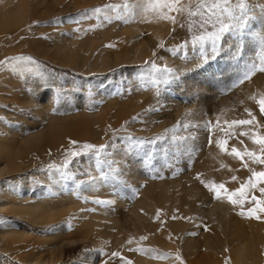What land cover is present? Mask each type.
<instances>
[{
	"label": "rangeland",
	"instance_id": "374dc122",
	"mask_svg": "<svg viewBox=\"0 0 264 264\" xmlns=\"http://www.w3.org/2000/svg\"><path fill=\"white\" fill-rule=\"evenodd\" d=\"M154 1L161 8L142 17L137 0H0V192L44 205L37 226L0 212V236L19 234L0 238V264H120L109 235L130 239L143 192L191 168L198 188L234 204L250 187V205L223 229L195 226L193 238L216 236L225 250L203 245L164 264H264V247L251 241L264 234V204L250 184L264 172V36L246 32L255 27L248 0ZM187 137L224 159H210L223 165L215 174L209 160L182 161ZM155 194L158 220L169 223L180 209Z\"/></svg>",
	"mask_w": 264,
	"mask_h": 264
},
{
	"label": "bare ground",
	"instance_id": "6f19581e",
	"mask_svg": "<svg viewBox=\"0 0 264 264\" xmlns=\"http://www.w3.org/2000/svg\"><path fill=\"white\" fill-rule=\"evenodd\" d=\"M248 1H249V3H248V13H249L248 15L249 16L248 17H250L252 22L255 23V27L249 26L247 28L246 32H249L251 34L254 33L255 35H259L261 38L262 35L264 36V0H248ZM132 4L135 5L134 9L137 10V14L139 16H142V17H143V15L147 16L148 15L147 13L152 12V10H154V12H155V10L158 11V9L161 8V6L157 3H155L154 0H137V2H134V3L132 2ZM160 4H162V3H160ZM153 15L155 16V14H153ZM154 16H153V18H154ZM159 16H161V14ZM162 16H164V15H162ZM162 16H161V18H162ZM144 19L146 20L147 18H144ZM151 21H152V19H151ZM142 23H143V20H142ZM162 23H164V22H162ZM158 25H159V23H158ZM165 25H167V24H165ZM140 27L142 28L143 26H140ZM152 28L156 29V28H154V26ZM161 28H164V27H161ZM134 31H137V30H134ZM150 31L152 34H154V35L156 34V30L151 29ZM160 32H163V31H160ZM156 35H155V37H156ZM139 42H140V40H139ZM138 44H140V43H137L136 47L142 46L141 44L140 45H138ZM249 45H250V43H249ZM131 46L134 47L133 45H131ZM144 51L146 52L147 49H145ZM145 52L143 54H145ZM258 81H260V80H258ZM262 84L260 83V85H262ZM263 92L264 91H262V93ZM253 93H254V91H253ZM256 94H257V92H256ZM258 94L260 95L259 92H258ZM262 96H263V94H262ZM203 121H205V120L203 119L202 122ZM201 125L203 126V124H201ZM205 127H206V125H205ZM182 133H183V131H182ZM203 135H205V134H203ZM211 136H213V135H211ZM198 140H199V137H198ZM212 142H214V141H212ZM200 143H202V142L198 141V144H200ZM204 144H205V142H204ZM184 146H185V151H182V153H181L182 154V161L184 163H189L193 159H196L195 160L196 164H199V166L201 164V166L204 167V164H203L204 160H209L211 162L210 165H212L210 168L211 174L214 173V170H216L217 167L223 166L222 164L220 166L216 165L217 164L216 162H215L216 164L212 163L213 161H211V160L214 159L212 155L215 153H211V147H209L211 154H208V156H203L204 153H202V152L204 150V147L200 148V146H195V143H193V141L190 139V137H187L184 140ZM190 149H192V150L196 149L197 153L196 152H194V153L189 152ZM214 156L216 157V155H214ZM220 157H223V155H221ZM217 158H219V157H217ZM217 158H216V160L214 159V161H217ZM220 159L221 158H219V160ZM221 160L223 161L224 159H221ZM219 162H218V164L222 163V162H220V163ZM224 162L226 163V161H224ZM224 162H223V164H225ZM206 163H207V161H206ZM234 164H236V163H234ZM208 165H209V163H208ZM226 165H229V164L226 163ZM206 168H208L207 165H206ZM227 168L228 167L224 168V170ZM258 169H257L258 173L261 176H259L257 180H252L253 182H250V184H254V187H256L255 190H257V191L255 192V194H256L255 196L260 197V199H259L260 204L261 203L264 204V172L260 171V168H258ZM197 170H199V169H197ZM200 170H201V168H200ZM229 170H230V168H229ZM229 170H228V173H229ZM134 171H136V169L133 166L130 170V173L133 174ZM189 171H191V172L189 173ZM189 171H186V170L182 171L181 176H184V178L182 180L172 181L168 184V182L163 179L157 183L158 185L156 188L159 192H161V196L156 197L157 201H158V198H160L161 200L160 199L159 200L161 201V204H163V206L168 207V208H173V207L177 206V208L180 209V212H179L180 214L177 212L179 215H176L174 220H171L170 216L167 217V219H168L167 222H169V223L164 224V222L158 220L159 215L157 217V214H156L155 209H154V208H156V206H154V204H153L154 202L149 200L150 198H152V196L153 197L157 196L155 194V192L157 190L156 191L153 190L155 192H151L150 195L147 194L148 196L146 195V192L145 193L143 192V196H142L143 198L141 199V201L139 203L140 206L137 207L138 210L137 211L131 210V213H130V215L132 216L131 218L133 219L132 224H133L134 229L131 230V233L133 234V236H131L129 239L123 235H115V234L109 235V237H108L109 240L107 241L108 244H112V248L114 247L113 248L114 251L121 253L122 255L125 256V259H123L120 262V264H164L166 261H168V258H171L174 254H178V257L185 258L186 260L189 261L192 259V256L194 255V253H196L198 250H200V248L202 249L203 245H205L206 247L211 249L210 251H212V249L215 252H216V250L217 251L218 250H220V251L225 250V246H220L222 241L216 236L210 237V238L204 237V240H203L204 244H202V241L199 240V238L201 236L200 237L197 236V237L193 238L192 235L196 236L194 234V230H195L194 228H195V226H197L201 223L202 219H204V220L207 219L208 221H214V223L216 225H219L220 228L223 229L222 227H224V225H225L224 223L227 221L228 217L236 211L237 207L245 208V207H248L250 205V199H248V198H250V196L247 197L248 196L247 194L249 193L251 188L250 187L247 189L244 188L243 194H245V196L238 195V197L240 196L239 203L234 204L228 199V197L226 195H224V193H223V195L220 194L221 191L219 192V195L217 197H214L212 193L208 192V190L206 191L205 189L198 188V185L200 183H199L198 178L195 175L196 174L195 170H192V168H191ZM220 171L223 172V168ZM206 172H207V170H206ZM206 172H205V175H208L210 173L209 172L208 174H206ZM224 172L222 174H224ZM190 174H191V176H190ZM212 177H214V175ZM219 177H220V179L223 178V176H219ZM210 179L211 178H209V180ZM200 180H202V178ZM209 182L210 181H208V183ZM250 184H249V186H252ZM152 185H154V184H152ZM10 189L7 187V188L2 189V191L0 192V198L2 199V200H0V212H2V213L3 212H9L11 214L13 213L14 215L16 214V216H18L19 218H22L26 223H30L31 225L37 226L38 223L40 222L41 218L43 217L42 209L44 208V205L40 201H36V200L35 201L34 200L33 201L28 200L29 202H27L23 199V197L16 196L15 193L13 191H11ZM153 193L155 195H152ZM157 194H158V192H157ZM249 194H251V192ZM200 196H202V198H200ZM262 206L263 205H261V207ZM7 210H9V211H7ZM182 213H184L185 215ZM181 214L184 215V218L186 219V224H184V225H183V220L180 218ZM163 224L167 225V227H168L167 230L162 231L163 230L162 229ZM127 231H130V230H127ZM185 233H187V234H185ZM55 234H56L55 237H59L60 235L64 234V231L58 229L55 231ZM13 236H16V238H18L17 236H19V234H17V232L14 230H9V231H5L3 233V235L0 236V238L7 239L8 237H10L12 240L16 239ZM222 236H224V237L227 236L228 239H226V241L228 243H230V245L235 244L236 246H238V243L240 240H238L236 238L234 233L230 234V232H228V230H227V227H225V231H222ZM250 236H249V238L252 237V236L251 237ZM244 238L246 240L248 239L247 237H244ZM246 240H244V242H242V243L240 242V246L243 243H245ZM251 241H254V244H253L254 247H258V246L264 247V234H262V232L260 233L259 231H256L254 233V236L252 237ZM248 242H250V241H248ZM101 243H103V244H101ZM101 243H100V245L102 246L101 247L102 250L107 249V247H106L107 244H105V240H104V242H101ZM217 243H219V244L217 246H215L214 244H217ZM251 244L252 243L248 244V246ZM141 245H146V247L141 251L135 250L136 247L141 246ZM174 245H177L179 251L174 248ZM250 248L252 250V247H250ZM239 250H240V248H239ZM239 250H238V253L241 252ZM225 253L228 254V252H225ZM241 253H239V254H241ZM188 263H190V262H188ZM192 263H190V264H192Z\"/></svg>",
	"mask_w": 264,
	"mask_h": 264
}]
</instances>
